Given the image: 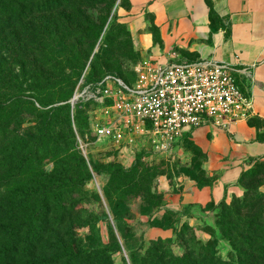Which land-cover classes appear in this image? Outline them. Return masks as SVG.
<instances>
[{
    "label": "rangeland",
    "instance_id": "1",
    "mask_svg": "<svg viewBox=\"0 0 264 264\" xmlns=\"http://www.w3.org/2000/svg\"><path fill=\"white\" fill-rule=\"evenodd\" d=\"M119 7L127 8L126 0L114 1L82 72L88 66L91 76L111 73L131 83L140 57L131 51L132 42L122 29L116 38L124 24ZM100 8L89 11L93 18ZM108 29L115 33L111 41L118 48L110 63L100 60L102 51L109 50ZM25 48L23 43L5 42L0 35V264H140L144 250L158 240L175 255L201 252L204 256L201 248H207L219 260L236 263L239 242L225 236L233 210L209 205L202 209L206 214H187L198 219L195 225L167 210L155 214L164 203L158 179L201 175V151L187 138L160 149L148 128L133 131L131 142L98 138L92 125L104 123L110 115L101 102H71L82 74H75V53L62 48L41 52L38 46L26 52ZM68 101L73 136L64 113L55 109ZM5 158L15 168L21 163V169L10 168ZM45 176V184L51 181L58 186L56 199L45 206L51 205L48 214H32L41 203L34 195L24 209L28 214H2V203L11 191L29 190ZM245 176L252 196L264 194L263 160H257ZM260 206L264 207V200ZM260 215L263 218L256 225L264 228V212ZM151 227L171 233L148 239ZM116 242L119 251L114 250ZM123 242L132 249L129 254ZM96 251L100 262L93 259Z\"/></svg>",
    "mask_w": 264,
    "mask_h": 264
},
{
    "label": "crops",
    "instance_id": "2",
    "mask_svg": "<svg viewBox=\"0 0 264 264\" xmlns=\"http://www.w3.org/2000/svg\"><path fill=\"white\" fill-rule=\"evenodd\" d=\"M208 1L126 0L128 7H119L140 60L228 63L235 69L238 88L250 101L247 118L227 128L209 122L182 137L202 152L201 168L213 178L210 185L198 187L187 177L158 179L164 203L155 214L174 211L191 225L198 219L187 214H206L202 209L210 203L230 204L242 197L241 174L257 160L264 161V0ZM170 233L151 227L146 236L156 239Z\"/></svg>",
    "mask_w": 264,
    "mask_h": 264
},
{
    "label": "trees",
    "instance_id": "3",
    "mask_svg": "<svg viewBox=\"0 0 264 264\" xmlns=\"http://www.w3.org/2000/svg\"><path fill=\"white\" fill-rule=\"evenodd\" d=\"M114 1L115 0H0V35L5 42H13L14 44H18V42L20 44L23 43L26 46V52L31 51L32 48L37 49L35 47L38 46L42 49L40 50L41 52L45 49L49 53H53L62 48L64 52H68L69 54L75 53V60H77L78 63L75 74L80 75L85 67L86 59L91 54L95 42L101 34ZM206 1L209 3L208 0ZM96 6L101 7L99 10L100 14L98 17L93 18L89 11L93 8L95 9ZM121 29L124 34L129 37L128 41L132 42L130 33L125 24L119 25L116 38L119 36ZM114 34L115 33L111 29H108L105 33V37H108L106 44L109 50L102 51V54H100V60L102 62L110 63L114 60L112 53L118 49L116 42L111 41V37L113 38ZM4 50L6 49L4 48ZM99 51L100 50L92 56L93 61L99 57ZM131 51L138 56L133 46ZM87 67L78 77L76 86L81 77L83 78V84H95L105 74H111L105 73L97 77L91 76L89 75ZM78 102L96 103V101L92 100H79L73 104H77ZM108 103L109 101H106L104 104ZM70 107V102L68 101L57 105L55 109H60L61 112L64 113L63 121L67 123V128H69L70 134L73 136L72 129H70ZM247 120L249 121L250 117H248ZM256 139L260 141L263 140L259 135H257ZM201 155L202 160L204 157L202 152ZM5 159L10 168L14 170L21 169V163L15 168L12 163H9V158ZM81 161L84 164V161ZM200 169L201 175L192 177L191 179L196 182L198 187L210 185L213 182V178L207 177L201 166ZM67 171L68 174L69 172L72 173L70 169ZM86 173L89 178L88 172ZM46 178L45 176L43 179H39L41 182L38 180L39 184L32 186L29 190L22 191L23 189L21 188L20 191L17 192L16 190L11 191L10 195L2 203L4 208L2 214H15L16 212L28 214V211L24 212V209L28 203V199L33 195L37 197L41 203L36 208L38 212H36V210L32 214H48L49 210H51V205H49V209L45 208V206L50 203L49 200L56 199L58 186L52 184L51 181L45 184ZM245 179V172H243L240 176V183L244 188V194L240 197L242 199L235 198L230 204L220 202L218 204L210 203L207 206L220 205L222 209L228 208L233 210L232 213L231 211L229 213L234 215L228 218L231 224L228 225L225 236L228 238H235L237 242H239L238 248H240V251H238V260L234 264H264V228L256 225L263 218V215L260 214H263L264 207L260 206V203L264 200V194L261 193L260 195L252 196L250 188L244 182ZM49 193L54 194V197L49 196ZM242 201H245V203H241ZM170 212H172V214H178L174 211ZM238 214L252 215L241 218ZM70 215L72 217V214ZM160 243L161 240L150 243L152 247L144 250L140 264H228L227 261L219 260L213 254L211 255V252H209L207 248H201L205 253L204 256H202L201 252L195 254V256L190 252L175 255L166 250L164 246H159ZM115 244L114 250L119 251L121 248L120 244H118V242ZM122 245L128 254L132 251L124 242ZM95 253L99 252L96 251L93 253V259L100 262V255L94 256Z\"/></svg>",
    "mask_w": 264,
    "mask_h": 264
},
{
    "label": "built area",
    "instance_id": "4",
    "mask_svg": "<svg viewBox=\"0 0 264 264\" xmlns=\"http://www.w3.org/2000/svg\"><path fill=\"white\" fill-rule=\"evenodd\" d=\"M235 69L225 62L198 60L158 64L139 60L127 83L105 74L95 84L81 77L71 98L105 103L109 119L92 125L98 138L128 141L148 128L160 149L180 140L187 130L209 122L222 128L247 118L250 101L238 88Z\"/></svg>",
    "mask_w": 264,
    "mask_h": 264
}]
</instances>
